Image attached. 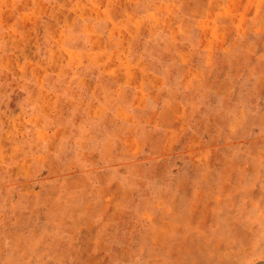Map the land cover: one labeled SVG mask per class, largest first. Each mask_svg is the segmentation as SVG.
Here are the masks:
<instances>
[{
	"label": "rangeland",
	"instance_id": "1",
	"mask_svg": "<svg viewBox=\"0 0 264 264\" xmlns=\"http://www.w3.org/2000/svg\"><path fill=\"white\" fill-rule=\"evenodd\" d=\"M214 254L264 264V0H0V264Z\"/></svg>",
	"mask_w": 264,
	"mask_h": 264
},
{
	"label": "crops",
	"instance_id": "2",
	"mask_svg": "<svg viewBox=\"0 0 264 264\" xmlns=\"http://www.w3.org/2000/svg\"><path fill=\"white\" fill-rule=\"evenodd\" d=\"M44 0H40V4H42V2H43ZM48 5H50V3L48 4ZM53 19H54V17L53 16H51ZM52 26L55 28V26L56 25H54V24H52ZM83 26H87V25H83ZM75 27V26H74ZM52 35V34H51ZM51 35L50 34H48V36H47V38L46 39H48V42H46V43H48V44H50L49 46H50V50L53 52L54 51V49L56 50V46H57V44H59L60 43V39H58V38H53L52 39V43H50V39H51ZM70 38H71V36H66V37H64L63 38V40H62V43H65L66 41H70ZM54 53V52H53ZM241 183V180H239V184ZM242 185V184H241ZM249 191H252V189H250ZM246 198H245V202H249V201H253V198H252V196H249V195H246L245 196ZM255 197V199H256V201L257 200H260V202L263 200V195L262 196H259V195H255L254 196ZM220 203V200L218 199V204ZM215 213H218V214H215ZM220 215V209L219 208H217V209H214V215H213V217H217V216H219ZM178 245H183V243H178ZM211 249V248H210ZM209 248L207 249V250H210ZM175 251H178L177 249H174ZM212 250H215V248L213 247V249ZM216 251V250H215ZM205 260L206 259H192V261H191V263H193V264H204L205 263ZM211 260V259H210ZM209 260V261H210ZM213 261V264H220V259L219 258H217V256L214 254V257H213V259H212ZM217 260H218V262H217ZM177 261V260H176ZM189 263V262H188Z\"/></svg>",
	"mask_w": 264,
	"mask_h": 264
}]
</instances>
